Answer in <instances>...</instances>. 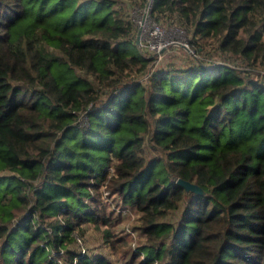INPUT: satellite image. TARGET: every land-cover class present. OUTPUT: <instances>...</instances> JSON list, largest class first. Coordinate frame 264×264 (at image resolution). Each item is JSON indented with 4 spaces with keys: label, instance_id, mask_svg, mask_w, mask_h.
I'll list each match as a JSON object with an SVG mask.
<instances>
[{
    "label": "trees",
    "instance_id": "trees-1",
    "mask_svg": "<svg viewBox=\"0 0 264 264\" xmlns=\"http://www.w3.org/2000/svg\"><path fill=\"white\" fill-rule=\"evenodd\" d=\"M119 2L0 0V264H113L115 207L125 264H264V0H152L194 55L146 78Z\"/></svg>",
    "mask_w": 264,
    "mask_h": 264
},
{
    "label": "rangeland",
    "instance_id": "rangeland-1",
    "mask_svg": "<svg viewBox=\"0 0 264 264\" xmlns=\"http://www.w3.org/2000/svg\"><path fill=\"white\" fill-rule=\"evenodd\" d=\"M146 2L147 0H120L118 3V6L122 9V11L125 12L126 15L131 19L135 31V37L139 29V21L141 18L142 9L146 5ZM154 20L164 25L169 30V35L173 36L174 40H176L178 43H174L166 47L160 54L159 58L156 59V61H150L149 68H151L144 73V76L151 72V70L155 67L166 65L168 62L174 65L186 64L190 61V55H194L189 44V36L185 32L181 33L178 31L179 25L169 23L167 20H165V18ZM149 21L151 22L152 20ZM184 42H187L188 47L182 46L181 43ZM138 46L146 54H149V52L144 49L143 45L138 43ZM207 58L218 61L226 60L232 64H237V62L232 61L231 59L224 58L222 54L215 48L211 50ZM261 72H263V70H261ZM83 119L84 118H82L81 121H83ZM107 200L109 201L110 198ZM114 211V216L117 215L118 219L116 220L115 224L109 227V229L115 232V236L124 235L125 243L120 244V241H116L112 243V246H109V244L104 241L101 230L104 227L103 224H101L99 228H96L92 224H87L84 235L78 238V241L80 242L81 250L84 252L102 253L106 257L110 258L113 264H125V261L128 260V255L126 254L127 250L134 249L138 243L143 242L145 237L133 227L137 224V213H135L131 208L121 209L119 207H115ZM59 264L65 263L60 259Z\"/></svg>",
    "mask_w": 264,
    "mask_h": 264
},
{
    "label": "built area",
    "instance_id": "built-area-1",
    "mask_svg": "<svg viewBox=\"0 0 264 264\" xmlns=\"http://www.w3.org/2000/svg\"><path fill=\"white\" fill-rule=\"evenodd\" d=\"M151 8L152 0H147L146 5L142 9L137 34H139L140 44L149 52L150 55H147L152 58L150 61H156L166 47L178 42L174 40L173 36L169 35V30L164 25L154 20L151 16ZM149 20L152 21L150 22ZM178 28L179 32H185L183 28ZM181 44L184 47H188L187 42ZM148 74H150V72Z\"/></svg>",
    "mask_w": 264,
    "mask_h": 264
},
{
    "label": "water",
    "instance_id": "water-1",
    "mask_svg": "<svg viewBox=\"0 0 264 264\" xmlns=\"http://www.w3.org/2000/svg\"><path fill=\"white\" fill-rule=\"evenodd\" d=\"M136 42L137 44L140 43V38H139V34L136 35ZM178 183L182 184L186 190H191L197 193H202V189L199 185L189 182L187 180H184L182 178H178Z\"/></svg>",
    "mask_w": 264,
    "mask_h": 264
}]
</instances>
